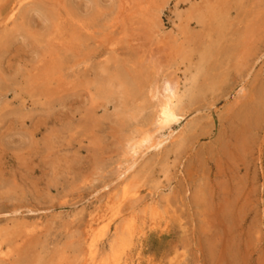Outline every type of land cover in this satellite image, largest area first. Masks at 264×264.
<instances>
[{"label":"rangeland","instance_id":"374dc122","mask_svg":"<svg viewBox=\"0 0 264 264\" xmlns=\"http://www.w3.org/2000/svg\"><path fill=\"white\" fill-rule=\"evenodd\" d=\"M13 2L0 235H18L0 264H83L107 223L100 263L124 241L118 264H264V0H30L12 21ZM196 68L184 118L120 175L147 87Z\"/></svg>","mask_w":264,"mask_h":264},{"label":"bare ground","instance_id":"6f19581e","mask_svg":"<svg viewBox=\"0 0 264 264\" xmlns=\"http://www.w3.org/2000/svg\"><path fill=\"white\" fill-rule=\"evenodd\" d=\"M30 0H15L12 6L9 8V15L12 21H15L20 8L28 3ZM199 74V69L196 68L194 72L186 76L180 83L171 84L169 82H157L151 83L146 90V95L148 97V102L151 109V126L150 128L139 131L135 136L130 137L125 143V154L129 160L133 162L129 164L124 172L120 175L125 174L127 171L131 170L134 165V160L143 153H146L152 149H160L169 137H163V132L168 130L178 123L182 118H184L185 112V103L191 96V93L196 84ZM113 79H110L112 82ZM164 85H168V88H164ZM165 109L167 110L165 112ZM123 190L122 200L125 201L129 199V196H137L138 192H129V187L125 186ZM122 202L117 205L115 209L116 216H119L121 213L120 205ZM117 220V219H116ZM114 220V221H116ZM110 224L107 223L102 229V232L93 237L88 244V257L84 260L83 264H106L99 262L100 257V243L103 240V237L107 235ZM39 227L42 226L41 223H38ZM113 227V226H112ZM126 230L129 227H125ZM132 228V226H131ZM42 231L41 229H38ZM125 230V231H126ZM34 232V230H33ZM17 233L9 232L4 235H0V260L9 261L12 258V251L5 249L2 246V243L7 245H13L11 243L13 240H16ZM119 247L114 251L111 256L112 264H118L122 255V247L127 243L120 241Z\"/></svg>","mask_w":264,"mask_h":264},{"label":"snow or ice","instance_id":"6c2138e0","mask_svg":"<svg viewBox=\"0 0 264 264\" xmlns=\"http://www.w3.org/2000/svg\"><path fill=\"white\" fill-rule=\"evenodd\" d=\"M169 86L168 85H164V88H168ZM167 110L165 109V112H166Z\"/></svg>","mask_w":264,"mask_h":264}]
</instances>
